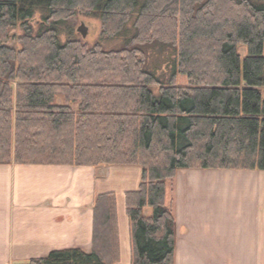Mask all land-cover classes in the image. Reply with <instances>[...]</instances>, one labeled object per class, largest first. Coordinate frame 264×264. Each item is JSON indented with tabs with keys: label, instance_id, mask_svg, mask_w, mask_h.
Here are the masks:
<instances>
[{
	"label": "trees",
	"instance_id": "trees-1",
	"mask_svg": "<svg viewBox=\"0 0 264 264\" xmlns=\"http://www.w3.org/2000/svg\"><path fill=\"white\" fill-rule=\"evenodd\" d=\"M79 14L121 45L75 39L64 28ZM16 28L18 49L5 44ZM159 51L173 57L161 75ZM0 165L138 167L130 264H174L177 173L264 172V0H0ZM118 257L116 198L103 194L89 252L27 264Z\"/></svg>",
	"mask_w": 264,
	"mask_h": 264
},
{
	"label": "crops",
	"instance_id": "crops-1",
	"mask_svg": "<svg viewBox=\"0 0 264 264\" xmlns=\"http://www.w3.org/2000/svg\"><path fill=\"white\" fill-rule=\"evenodd\" d=\"M138 167L0 165V264L91 250L93 205L116 198L119 257L130 264L124 198ZM174 264H264V172L186 170L173 191Z\"/></svg>",
	"mask_w": 264,
	"mask_h": 264
},
{
	"label": "rangeland",
	"instance_id": "rangeland-1",
	"mask_svg": "<svg viewBox=\"0 0 264 264\" xmlns=\"http://www.w3.org/2000/svg\"><path fill=\"white\" fill-rule=\"evenodd\" d=\"M37 23H38V19L35 18L34 21L32 22L34 31H36L37 29V25H36ZM81 25H83L84 28L86 29V36L84 38L81 37V35L77 32V28ZM67 28H69L73 32V36L75 37V39H78L82 44L86 45L87 47H92L95 44H100V46L104 50H114L118 48L122 42L121 37L112 41H107L103 39L101 37L100 22L95 19L83 16L81 14L72 18L70 23L67 25V27L64 28V30H66ZM20 35H21V31L18 28H16L15 30H11L10 37L7 41H5V44L18 49L20 47V42H19ZM64 40H65V36H62V41ZM239 53L241 56H244L245 55L244 48H241L239 50ZM172 58L173 57L169 56L167 52H163V53H161L160 51L154 52L153 54H151L150 63L154 61L155 63L158 62L159 64L158 74L159 75L166 74L170 70L168 66ZM176 83L179 86H187L188 80L186 79V77L178 75L176 78ZM169 198L170 195L169 193H167V201L169 200Z\"/></svg>",
	"mask_w": 264,
	"mask_h": 264
},
{
	"label": "water",
	"instance_id": "water-1",
	"mask_svg": "<svg viewBox=\"0 0 264 264\" xmlns=\"http://www.w3.org/2000/svg\"><path fill=\"white\" fill-rule=\"evenodd\" d=\"M77 32L81 35V37H85L86 36V29L84 28L83 25L79 26L77 28Z\"/></svg>",
	"mask_w": 264,
	"mask_h": 264
}]
</instances>
